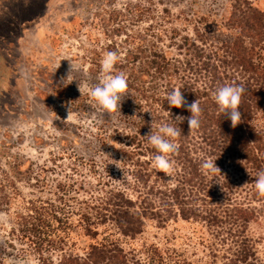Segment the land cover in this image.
<instances>
[{
	"label": "trees",
	"instance_id": "1",
	"mask_svg": "<svg viewBox=\"0 0 264 264\" xmlns=\"http://www.w3.org/2000/svg\"><path fill=\"white\" fill-rule=\"evenodd\" d=\"M225 22L233 30L229 40L171 29L165 46L160 35L143 38L118 62L129 90L118 113L120 128L112 127L120 143L115 155L91 159L82 177L79 166L71 167L70 181L58 182L53 197L17 200L10 235L27 243L40 264H197L154 243H123L141 234L146 220L161 227L177 219L234 243L238 261L262 264L249 227L264 224V197L254 184L264 170V11L250 0H233ZM233 82L246 89L235 128L213 98L219 86ZM175 88L189 103L198 100L202 115L199 129L190 132L187 119L178 125L182 133L169 177L154 167L157 152L144 136L177 115H191L168 105L166 96ZM205 159L216 160L220 173L205 174ZM74 236L87 244L77 249ZM5 242L14 246V239ZM216 245H207L213 255Z\"/></svg>",
	"mask_w": 264,
	"mask_h": 264
},
{
	"label": "rangeland",
	"instance_id": "2",
	"mask_svg": "<svg viewBox=\"0 0 264 264\" xmlns=\"http://www.w3.org/2000/svg\"><path fill=\"white\" fill-rule=\"evenodd\" d=\"M250 1L264 11V0ZM232 3L0 0V264H40L27 243L10 235L18 199L53 197L58 182L70 181L71 167L79 166L82 177L91 159L113 156L120 145L112 137V127L120 128L119 111H106L89 93L103 56L117 51L123 64L143 38L160 35L165 46L171 29L229 40L233 30L225 21ZM249 233L264 264V224L252 223ZM12 238L11 247L5 241ZM74 241L81 249L88 239L74 236ZM127 241L126 247L137 248L154 243L197 264H245L232 254L234 243L223 244L202 225L182 219L161 227L146 220L143 232ZM212 243L215 255L207 247Z\"/></svg>",
	"mask_w": 264,
	"mask_h": 264
},
{
	"label": "clouds",
	"instance_id": "3",
	"mask_svg": "<svg viewBox=\"0 0 264 264\" xmlns=\"http://www.w3.org/2000/svg\"><path fill=\"white\" fill-rule=\"evenodd\" d=\"M120 59L117 51H108L101 61V72L97 77L98 82L89 89L91 98L108 112H120L122 101L128 95V78L123 72L116 71L115 67ZM61 79L63 80V78ZM245 92L246 89L243 85L233 82L219 86L213 94L221 114L231 121L233 128L242 122L240 108ZM166 101L170 107L183 108L191 113L189 117L177 115L174 123H162L159 125L158 131H153L151 127L149 133L144 136L157 152L152 160L154 167L159 172L164 173L165 176L170 177L175 166L172 157L179 150L177 141L182 133L178 125L187 119L190 132L199 129L202 108L198 100L189 103L179 88L168 93ZM215 161L205 159L201 163L200 167L205 174L220 173ZM254 184L259 196L264 197V170L258 172Z\"/></svg>",
	"mask_w": 264,
	"mask_h": 264
}]
</instances>
